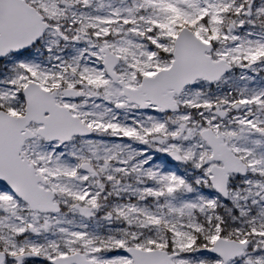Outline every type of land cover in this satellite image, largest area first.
<instances>
[{
  "label": "snow or ice",
  "instance_id": "1",
  "mask_svg": "<svg viewBox=\"0 0 264 264\" xmlns=\"http://www.w3.org/2000/svg\"><path fill=\"white\" fill-rule=\"evenodd\" d=\"M0 264H264V0H0Z\"/></svg>",
  "mask_w": 264,
  "mask_h": 264
}]
</instances>
